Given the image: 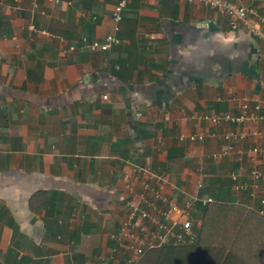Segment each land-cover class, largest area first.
I'll return each mask as SVG.
<instances>
[{"label": "crops", "instance_id": "0c3cea01", "mask_svg": "<svg viewBox=\"0 0 264 264\" xmlns=\"http://www.w3.org/2000/svg\"><path fill=\"white\" fill-rule=\"evenodd\" d=\"M118 1L0 0V264H124L107 235L132 166L182 189L199 180L204 195L208 180L232 198L221 204L260 215L229 193L237 164L199 158L221 141L176 138L208 130L192 117L264 99V48L248 32L264 31V0H225L248 11L233 23L202 6L126 0L120 43L90 52L81 39L110 33ZM167 157L183 161L179 174L162 169Z\"/></svg>", "mask_w": 264, "mask_h": 264}, {"label": "built area", "instance_id": "2783aa9c", "mask_svg": "<svg viewBox=\"0 0 264 264\" xmlns=\"http://www.w3.org/2000/svg\"><path fill=\"white\" fill-rule=\"evenodd\" d=\"M172 1L202 6L224 15L232 23L244 21L248 12L225 0ZM125 7L126 0H119L110 13V33L103 39L90 43L82 38L83 47L90 52H104L118 45L120 41L117 34ZM248 32L264 48V31L248 27ZM73 49L71 45H61L60 54L70 53ZM102 99L105 100L106 96H102ZM192 119L203 121L208 130L201 134L179 133L177 142L201 145L208 139L221 141L222 147L213 152L202 153L199 158L214 164L225 160L237 164V168L227 174L230 181L229 193L236 202L243 196L249 203H255L261 209L259 214L264 215V128H258L264 126V99L241 100L233 114L198 115ZM222 125L233 129L218 132L216 128ZM209 127L216 131L209 130ZM245 142L251 143L250 146L245 149L237 147L239 143ZM201 192L203 185L199 180L193 185V190L182 189L170 183L166 173L160 168L152 170L132 166L123 183V216L116 230L107 235V239L112 242L108 253L120 255L124 264H136L150 250L192 245L201 227L200 211L212 203L224 202L221 198L216 199ZM246 207L252 210L251 204Z\"/></svg>", "mask_w": 264, "mask_h": 264}, {"label": "trees", "instance_id": "16d2710c", "mask_svg": "<svg viewBox=\"0 0 264 264\" xmlns=\"http://www.w3.org/2000/svg\"><path fill=\"white\" fill-rule=\"evenodd\" d=\"M182 162L167 157L161 166L177 175ZM210 189L211 196L226 200L225 189ZM200 213L201 227L192 245L150 250L136 264H264V217L227 202L212 203Z\"/></svg>", "mask_w": 264, "mask_h": 264}, {"label": "rangeland", "instance_id": "374dc122", "mask_svg": "<svg viewBox=\"0 0 264 264\" xmlns=\"http://www.w3.org/2000/svg\"><path fill=\"white\" fill-rule=\"evenodd\" d=\"M209 183H212V182H210V181L208 182V180H207L206 183H205V191L210 189V188H207V186H206V184L209 185ZM210 191H211V189H210ZM223 193H224V189H223ZM206 195H210V194L206 193ZM226 196H227V194H226ZM212 197H213V196H212ZM230 199H231V201H232V198H231V197H230ZM230 199H229L228 197L226 198V200H227L228 202L230 201ZM201 217H202V215H201Z\"/></svg>", "mask_w": 264, "mask_h": 264}]
</instances>
